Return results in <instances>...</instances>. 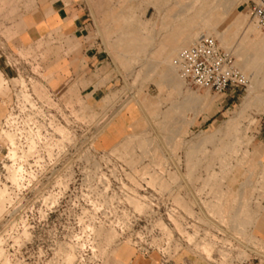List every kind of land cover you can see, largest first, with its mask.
Masks as SVG:
<instances>
[{"label": "rangeland", "instance_id": "374dc122", "mask_svg": "<svg viewBox=\"0 0 264 264\" xmlns=\"http://www.w3.org/2000/svg\"><path fill=\"white\" fill-rule=\"evenodd\" d=\"M260 1L92 0V38L109 56L101 82H109L105 94L113 99L100 103L95 112L82 105L83 117L96 121V133L118 113L98 137L99 146L104 140L117 147L98 156L122 159L136 175L150 176L149 187L173 194L187 215L203 204L220 224L234 226L232 230L252 246L247 264H264V246L249 237V227L263 210L264 200V151L254 152L261 140L256 135L264 114V32L251 22L246 7ZM9 7L8 1L0 0L1 18H7ZM186 26L193 27L191 36ZM202 35L231 53L236 68L247 79L245 88L223 94L196 90L184 84L177 69L169 83L173 59ZM181 40V46L175 48ZM41 48L39 42L21 54L37 58V67L45 69L49 82L50 62ZM2 81L0 92L6 88ZM8 92L4 97L9 101ZM190 94L205 97L206 103L189 102ZM251 96L257 105H250ZM0 107L1 122L6 108ZM240 110L243 115L235 121L233 114ZM233 123L234 128L225 126ZM5 145L0 136V264H122L124 247L133 252L130 243L156 239L152 242L156 245L162 240L161 232L151 228L28 227L26 219L40 216V201L32 214L22 213V219L21 213L15 214L11 181L15 177L11 172L9 178ZM239 179L241 188H236ZM29 199L35 202L38 198H21L17 209L25 208ZM83 199L61 197L58 203L64 207ZM59 215L51 219H59Z\"/></svg>", "mask_w": 264, "mask_h": 264}, {"label": "built area", "instance_id": "2783aa9c", "mask_svg": "<svg viewBox=\"0 0 264 264\" xmlns=\"http://www.w3.org/2000/svg\"><path fill=\"white\" fill-rule=\"evenodd\" d=\"M246 8L251 22L264 32V2ZM9 42L6 20L0 17V74L11 95L9 101L0 96V104L6 108L0 136L6 142L9 178L11 172L15 177L11 180L14 212L21 213L22 219V213L32 214L40 201V216L26 219L25 225L151 228L161 232L162 240L156 245L152 244L156 239L130 243L141 254L158 252L170 259L187 251L208 264H247L252 246L232 230L234 226L220 224L203 204L187 215L173 194L149 187L150 176L136 175L122 159L98 156L104 152L94 147L97 125L83 117L85 103L51 90L45 71L37 67V58L24 57L23 51L11 49ZM172 65L196 90L223 94L247 86L231 53L208 36L202 35L182 49ZM71 196L85 199L59 205V198ZM23 197L38 199H29L25 208L17 209ZM48 198L56 199L51 202ZM57 213L59 219L52 220Z\"/></svg>", "mask_w": 264, "mask_h": 264}, {"label": "crops", "instance_id": "0c3cea01", "mask_svg": "<svg viewBox=\"0 0 264 264\" xmlns=\"http://www.w3.org/2000/svg\"><path fill=\"white\" fill-rule=\"evenodd\" d=\"M6 1L10 5L6 10L7 18L5 19L10 36V48L24 51L30 47L35 48L36 44L41 42V50L46 53L50 62L47 68H51V80H49L51 90H57L71 100H82L85 103L84 107L92 112L97 111L100 103L112 101L113 96L105 94L109 82L103 84L101 82L103 75L107 73L106 66L109 64V56L98 41L92 38L90 13L92 0ZM110 19L113 20V16ZM185 20L188 21L189 17H185ZM188 30L191 36L193 27L189 26L188 29L186 26V31ZM180 43L182 40L175 48H179ZM172 73L173 65L168 75L169 83L173 81ZM2 80L3 77L0 74V81ZM68 91L77 93V96L70 95ZM250 105H257V101L255 102L252 96ZM116 114L118 113L114 112L96 133L94 147L98 152H109L117 147L114 146V142L104 140L101 141L100 146L98 145L99 135L106 130ZM242 115V110L237 111L233 114L234 120H239ZM260 120L262 124L256 138L261 140L255 145L256 154L264 151V145H260L264 143V114L260 116ZM234 125L236 123L225 124L229 129L234 128ZM241 184L242 181L239 179L236 188H241ZM262 206L263 210L253 218L249 227V237L264 246V200ZM237 212L241 213L240 210ZM124 248H126V253L121 257L122 264H208L186 252H181L170 259H164L158 252L141 254L133 247H130L133 252L128 247Z\"/></svg>", "mask_w": 264, "mask_h": 264}, {"label": "bare ground", "instance_id": "6f19581e", "mask_svg": "<svg viewBox=\"0 0 264 264\" xmlns=\"http://www.w3.org/2000/svg\"><path fill=\"white\" fill-rule=\"evenodd\" d=\"M262 2H264V0H261ZM209 13V12H208ZM255 34V33H254ZM228 39H230V38H228ZM220 42L222 43V44H224L225 43V41H224V39L223 38H221L220 39ZM233 43V42H232ZM230 44V43H229ZM219 45V44H218ZM263 45V44H262ZM219 47L221 48V45H219ZM263 47V46H262ZM239 56V55H238ZM262 60V59H261ZM245 63V62H244ZM245 65V64H244ZM176 68H174L173 67V73L176 71L175 70ZM179 77H180V79H182L181 78V76L179 75ZM183 80V79H182ZM2 82H5V80L4 81H2ZM183 82H184V84H186L185 83V81L183 80ZM7 92H8V89H7V87L2 91V92H0V96H4V95H6L7 94ZM188 100H189V102H191V101H194V100H197L199 103H206V98L205 97H196V95H194V94H190L189 95V98H188ZM212 102V101H211ZM210 102V103H211ZM4 104H6L5 102H4ZM3 106V105H2ZM193 108V107H192ZM194 108H196V107H194ZM0 114L1 115H3V110H2V108L0 107ZM1 134V133H0ZM7 138H10V140H9V142L11 141V137H10V135H8V134H6L5 135Z\"/></svg>", "mask_w": 264, "mask_h": 264}]
</instances>
